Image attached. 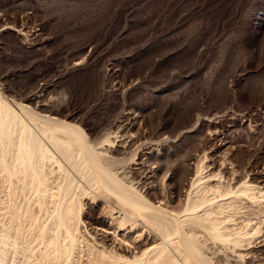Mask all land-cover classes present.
Here are the masks:
<instances>
[{
	"label": "rangeland",
	"instance_id": "rangeland-1",
	"mask_svg": "<svg viewBox=\"0 0 264 264\" xmlns=\"http://www.w3.org/2000/svg\"><path fill=\"white\" fill-rule=\"evenodd\" d=\"M0 99L41 148L0 139V264H264V0H0Z\"/></svg>",
	"mask_w": 264,
	"mask_h": 264
},
{
	"label": "bare ground",
	"instance_id": "bare-ground-1",
	"mask_svg": "<svg viewBox=\"0 0 264 264\" xmlns=\"http://www.w3.org/2000/svg\"><path fill=\"white\" fill-rule=\"evenodd\" d=\"M3 98V97H2ZM1 100V99H0ZM2 101V100H1ZM6 101V100H5ZM6 104V103H5ZM8 104V103H7ZM10 104V103H9ZM7 106V105H6ZM10 109V108H9ZM9 109H7V107H5V105H4V102L2 103V102H0V139H1V142L5 145V144H7V143H5V142H7V140H8V137H7V135L8 134H10L9 132H14L13 133V138H11L10 137V135H9V141H11V139H13V141H14V143H11V142H9L8 144H7V146H8V151H11V150H9V146H10V149H11V147L13 148V145L12 144H14V146H18V143L20 142V146H16L17 148H19V149H21V152L23 153V156H22V154H20L21 156L19 157V164H21L22 162H21V160H28L26 163H24V161H23V163H22V165L21 166H24L23 168H26V166H29L30 168L29 169H31L32 168V166L34 167V169H33V171H32V169H31V171H32V173L34 172L35 173V177H39L38 178V180H40V176H39V171H38V164L36 165V159H37V157H38V155L39 154H41V153H38V150H37V148L38 147H36L37 145L36 144H39V143H36V140L35 139H38V138H35L33 135L35 134H33V131H32V133L30 132V130H28L27 131V128H25V126L27 125H23L24 123L23 122H21V116L19 115V114H16V113H14L13 111L14 110H9ZM25 123H26V121H25ZM27 127V126H26ZM29 128V127H28ZM22 129V131L24 132V137H23V134L22 133H16V132H18V130L20 131ZM60 129V128H59ZM58 129V130H59ZM65 129V131H67L66 130V128H64ZM55 131V130H54ZM57 131V130H56ZM60 132L62 131V129H60L59 130ZM64 131V132H65ZM30 132V133H29ZM59 132V133H60ZM64 132H62V133H64ZM27 133H29V134H27ZM54 133V132H53ZM74 133V132H73ZM17 134H19V135H22V137L20 136V138H21V140L17 137ZM27 134V135H26ZM55 134V133H54ZM65 134V133H64ZM76 135V134H75ZM36 136V135H35ZM83 136V135H82ZM82 136H81V138H82ZM37 137V136H36ZM67 137V136H66ZM71 137H73V136H71ZM14 138H17L18 140V143L16 144L15 142H17V141H15L16 139H14ZM74 138H76V137H73V139ZM7 139V140H6ZM55 139V138H54ZM54 139H52L53 141H55ZM76 140V139H75ZM57 141H59V139H57ZM81 141H83L82 139H81ZM60 142V141H59ZM62 142V141H61ZM84 142V141H83ZM71 143V142H70ZM82 143V142H81ZM16 144V145H15ZM62 144H63V142H62ZM1 145V144H0ZM60 145H61V143H60ZM84 145H85V143H84ZM7 146H3L2 145V147H3V150H5L6 148L5 147H7ZM40 146V145H39ZM63 146V145H62ZM16 148V149H17ZM46 148V147H45ZM68 148V147H67ZM0 149H2V148H0ZM38 149H41L40 147L38 148ZM68 149H70V148H68ZM59 150V149H58ZM6 151V150H5ZM17 151H18V149H17ZM40 151V150H39ZM88 151V150H87ZM0 152H1V150H0ZM11 152H13V151H11ZM20 152V153H21ZM84 152V151H83ZM2 153V152H1ZM9 153V152H8ZM7 153V154H8ZM47 153V152H46ZM91 154V153H90ZM3 156H5V154L3 155ZM2 156V157H3ZM6 156H8V155H6ZM69 156V155H68ZM86 156V155H85ZM84 156V157H85ZM11 158L12 157H14V156H10ZM24 157V159H22ZM26 157H27V159H26ZM29 157V158H28ZM67 157V156H66ZM87 157V156H86ZM89 157H90V155H89ZM97 158H98V156H96ZM8 158L9 157H7L4 161H2L3 163H4V168L3 169H6L7 171L8 170H10V163H11V161L10 160H8ZM38 159H40V155H39V157H38ZM67 159V158H66ZM70 159V158H69ZM72 159V158H71ZM70 159V160H71ZM84 159V158H83ZM86 159V158H85ZM49 160V159H48ZM70 160H68V162L70 161ZM94 160H95V158H94ZM18 161V160H17ZM84 161H86V160H84ZM96 161V160H95ZM97 161H98V159H97ZM1 162V163H2ZM13 162V161H12ZM38 162H40V160L38 161ZM47 162V161H46ZM45 162V163H46ZM71 162V161H70ZM74 162V161H73ZM81 162V161H80ZM87 162V161H86ZM99 162H100V160H99ZM16 164H17V162H15ZM14 163V164H15ZM88 163V162H87ZM95 163V162H94ZM28 164V165H27ZM79 164H83V163H79ZM79 164H78V166H79ZM97 164H98V162H97ZM96 164V165H97ZM1 165V164H0ZM84 165V164H83ZM87 165V164H86ZM103 165V164H102ZM17 166H18V164H17ZM39 166H40V163H39ZM76 166V165H75ZM91 166V165H90ZM100 166V165H99ZM13 167H14V165H13ZM20 167V166H19ZM85 167V166H84ZM84 167H82V168H84ZM93 167V166H92ZM97 166H95L94 168H96ZM101 167V166H100ZM104 167V166H103ZM18 168V167H17ZM73 168V167H72ZM98 168V167H97ZM96 168V169H97ZM102 168V167H101ZM13 169H16V168H13ZM91 168H89V169H87V170H90ZM26 170V169H25ZM24 170V171H25ZM76 170H78L77 168L75 169V171ZM98 170V169H97ZM104 170V169H103ZM16 171V173H17V170H15ZM27 171H29V170H27ZM74 171V172H75ZM80 171V170H79ZM94 171V170H93ZM99 171H101V170H99ZM99 171H98V174H99ZM107 171V170H106ZM5 172V171H4ZM19 172V171H18ZM20 172H21V170H20ZM87 172V171H86ZM103 172V171H102ZM101 172V174H105V173H102ZM109 172V171H108ZM112 172V171H111ZM8 173H10L9 171H8ZM14 173V172H13ZM24 174H26L25 172H23ZM42 173H43V171H42ZM67 173H69V172H67ZM78 172H76V174H77ZM96 173V172H95ZM110 173V172H109ZM31 174V173H30ZM70 174V173H69ZM101 174H99V175H101ZM112 174V173H111ZM6 175V174H5ZM4 175V176H5ZM66 175V174H65ZM86 174L84 173V176H85ZM14 176V175H13ZM28 176V175H27ZM71 176V175H70ZM104 176H106V175H104ZM103 176V177H104ZM107 176H108V174H107ZM114 176V175H113ZM12 177V176H11ZM34 177V178H35ZM49 177V176H48ZM87 178H89L88 176H86ZM94 177V175H92V178ZM112 177V176H111ZM13 178V177H12ZM30 178V177H29ZM33 178V179H34ZM36 179V178H35ZM66 179V178H65ZM90 179V178H89ZM96 179V178H95ZM95 179L93 180V182L95 181ZM107 179V178H106ZM5 180V179H4ZM9 180V179H8ZM21 180V179H20ZM63 180V179H62ZM104 180H105V178H104ZM114 180V179H113ZM112 180V181H113ZM117 180H118V177H117ZM11 180H9V182H10ZM22 181H24V180H22ZM73 181V180H72ZM107 181V180H106ZM109 181V180H108ZM39 182V181H38ZM38 182H37V184H38ZM18 183V182H17ZM40 183H41V181H40ZM39 183V184H40ZM65 183H67V182H65ZM107 183V182H106ZM112 183V182H111ZM10 184V183H9ZM26 184V183H25ZM25 184H24V186H25ZM32 184H34V183H32ZM36 184V185H37ZM39 184H38V186H39ZM70 184H72L71 182L70 183H68L67 185L66 184H64V185H66V186H70ZM74 184V183H73ZM105 184V183H104ZM110 184V183H109ZM17 185V184H16ZM57 185H58V183H57ZM114 185H115V183H114ZM114 185H113V187H114ZM118 185V184H117ZM35 186V185H34ZM40 186H41V184H40ZM53 186V185H52ZM62 186V185H61ZM110 186H112V185H110ZM109 186V187H110ZM13 187V186H12ZM16 187H18V185L16 186ZM49 187V186H48ZM71 187V186H70ZM109 187H107V188H109ZM116 187H118V186H116L115 185V189H117ZM196 187V186H195ZM25 188V187H24ZM29 188V187H28ZM37 188H39V187H37ZM61 188V187H60ZM64 188V187H63ZM69 188V187H68ZM73 188V187H72ZM75 188V187H74ZM114 188L112 189V187H111V190H112V192H114ZM120 188V187H119ZM13 189V188H12ZM42 189V188H41ZM120 189H122V188H120ZM124 189H126V188H124ZM35 190H37V189H35ZM119 190V189H118ZM24 191V190H23ZM109 192H111L110 190H108ZM126 191H128V190H126ZM32 192V191H31ZM111 192V193H112ZM120 192H123V190L122 191H120ZM128 192H130V191H128ZM128 192H126V194H127V196H129V194H128ZM67 193H69V192H67ZM115 193V192H114ZM131 193V192H130ZM123 194L124 193H122V197H123ZM64 195V194H63ZM115 195H120V194H118L117 192L115 193ZM125 195V194H124ZM21 196V195H20ZM38 196H39V194H38ZM37 196V197H38ZM126 196V195H125ZM124 196V197H125ZM121 197V196H120ZM119 197V198H120ZM134 197V196H133ZM132 197V198H133ZM34 198V197H33ZM128 198V201H129V199L131 198V197H127ZM131 198V199H132ZM189 198H190V196H189ZM123 199V198H122ZM126 199V198H125ZM134 199H135V197H134ZM133 199V200H134ZM193 199V198H192ZM197 199V198H196ZM136 200H137V198H136ZM198 200V199H197ZM21 201V200H20ZM59 201V200H58ZM122 201V200H121ZM146 201V200H145ZM191 199H189V202H188V206H186V207H188L187 208V210H184V211H186L185 212V214H179V215H182V216H185V217H198L197 215L200 213H196V211H197V209H196V207L199 205V202H202L203 201V199L202 200H198V201H196L195 202V205L194 204H192L191 203ZM206 201H207V199H206ZM214 203V202H213ZM123 204H125V203H123ZM202 204V203H201ZM127 205H129V204H127ZM142 205V204H141ZM144 205V204H143ZM142 205V206H143ZM206 204H204V206H205ZM74 206V205H73ZM135 206V205H134ZM148 207H151L152 208V206H149V204L147 205ZM147 206H145V207H147ZM206 206H208V204L206 205ZM205 206V207H206ZM199 207V206H198ZM203 207V206H202ZM201 207V208H202ZM204 207V208H205ZM212 207V206H211ZM16 208V207H15ZM151 208L149 209V210H151ZM139 209H140V207H139ZM154 209V208H153ZM167 210V209H166ZM196 210V211H195ZM200 210V209H199ZM202 210V209H201ZM215 210V209H214ZM217 210V209H216ZM146 211H148L147 209H146ZM165 210H163V212H164ZM57 212V211H56ZM55 212V213H56ZM139 212V211H138ZM158 212H159V214H160V211L158 210ZM162 213V212H161ZM168 213V212H167ZM166 213V214H167ZM204 213V212H203ZM208 213V212H207ZM206 213V214H207ZM17 213H15V215H16ZM28 214V213H27ZM144 214V213H143ZM164 214H165V212H164ZM162 215V214H160L161 216L160 217H158V218H164V216L166 215ZM205 214V213H204ZM203 214V215H204ZM133 215V214H132ZM152 215V214H151ZM155 215V214H154ZM168 215V214H167ZM202 215V216H203ZM22 216V215H21ZM20 216V217H21ZM28 216V215H27ZM135 216V215H134ZM157 216H159L158 214H157ZM177 216V215H176ZM181 216V217H182ZM202 216H200V217H198V218H201ZM212 215H210V216H208V217H211ZM125 217V216H124ZM133 217V216H132ZM167 217V216H166ZM168 217H170V219L169 220H171V215L169 214V216ZM177 217H179V216H177ZM196 217H195V219H196ZM215 217V216H214ZM222 217V216H221ZM17 218H18V216H17ZM16 218V219H17ZM61 218V217H60ZM130 218V217H129ZM149 218V217H148ZM176 218V217H175ZM204 218V217H203ZM202 218V219H203ZM207 218V217H206ZM201 219V220H202ZM210 219V218H209ZM218 219V218H217ZM2 220V219H1ZM13 220V219H12ZM31 220V219H30ZM29 220V221H30ZM135 220V219H134ZM177 220H178V222L177 221H175V224H176V222L178 223L177 225H179L180 224V227L178 228V229H175L176 228V226H172V225H174V224H170L169 223V221L168 220H164L163 221V223H161V225H160V227H159V233L161 234V236L164 238V239H167V240H169V241H164V243L165 244H171V242H172V240L174 241V238L175 237H177V235L179 234L180 236H181V239H184V243H186V242H190L193 246H195V244H197L196 243V241H197V234H199L198 232H197V230L196 229H194V228H196V227H194V223H193V225H192V223H191V225L194 227H190V226H188V224H189V221H190V219L189 218H187V219H183L184 221H182V220H180V218H177ZM207 220V219H206ZM212 220V219H211ZM215 220V219H214ZM219 220V219H218ZM221 220V219H220ZM165 221H167V222H165ZM171 221H173V219L171 220ZM209 221V220H208ZM222 221V220H221ZM17 222H18V220H17ZM158 222H159V220H158ZM21 223V222H20ZM214 223V222H213ZM212 223V226H211V228L213 229V230H211V232H212V236L214 237V238H216L217 240L219 239V240H224V237L221 235V233H219V232H221L220 231V229L218 230V225L216 224V223H214L213 224ZM155 224V223H154ZM156 225V224H155ZM34 226H36V225H34ZM186 226H188V227H186ZM5 227V226H4ZM25 228V227H24ZM30 228V227H29ZM222 229H223V227H221ZM14 229V228H13ZM205 229V228H204ZM5 230V229H4ZM9 230V229H8ZM15 230V229H14ZM6 231V230H5ZM104 231V230H103ZM236 232V231H235ZM7 233H9L8 231L6 232V234ZM18 233V232H17ZM22 233V232H21ZM3 234H4V232H3ZM6 234L4 235V236H6ZM32 234V233H31ZM22 235V234H21ZM176 235V236H175ZM11 236V235H10ZM173 236H175L174 238H173ZM211 236V235H210ZM12 237H13V235H12ZM161 237V238H162ZM226 237V236H225ZM236 237V236H235ZM239 237V236H238ZM2 238H3V236H2ZM173 238V239H172ZM1 239V238H0ZM11 239V238H10ZM18 239H19V237H18ZM6 240H8V239H6ZM229 240V239H228ZM227 240V241H228ZM11 241V240H10ZM9 241V242H10ZM181 241V240H180ZM200 241V240H199ZM226 241V242H227ZM243 241V240H242ZM4 242H5V240H4ZM8 241H6V243H9ZM17 242H19V240L17 241ZM2 243V242H1ZM11 243V242H10ZM239 243V242H238ZM15 244V243H14ZM13 243H12V245L10 244L9 246H13L14 245ZM19 244V243H18ZM73 244V243H72ZM0 245H2V244H0ZM4 245V244H3ZM7 245V244H6ZM5 245V246H6ZM163 245V244H162ZM17 246V245H16ZM52 246V245H51ZM171 247L173 246V245H170ZM187 246V245H186ZM2 247H4V246H2ZM14 247V246H13ZM196 247V246H195ZM5 248V247H4ZM19 248V247H18ZM174 248V247H173ZM201 248V247H200ZM2 250V249H1ZM6 250V249H5ZM167 248H165V246H160V247H157V248H155L152 252H150V253H147V254H144L142 257H136L135 259H134V261L133 262H131L130 264H167L169 261H172V257L173 256H171V255H173V254H171L170 252V254H168L167 253ZM186 250V249H185ZM18 251V250H17ZM174 251V250H173ZM190 251V250H189ZM199 251V250H198ZM4 252V251H3ZM2 252V253H3ZM15 252V251H14ZM149 252V251H148ZM189 253V252H188ZM200 253V252H199ZM1 254V253H0ZM180 254V253H179ZM182 254V253H181ZM185 254V253H184ZM198 254V253H197ZM1 255H4V254H1ZM151 255H153V257L152 258H150L149 256H151ZM189 255V254H188ZM191 255V257H193L192 255L193 254H190ZM200 255V254H199ZM201 257H202V255H200ZM3 257V256H2ZM182 257V256H181ZM1 258V257H0ZM23 258V257H22ZM196 259H198L197 257H195ZM203 258V257H202ZM201 258V259H202ZM2 259V258H1ZM5 259V258H4ZM3 259V260H4ZM180 259V258H179ZM183 260H185V258L183 259ZM5 261V260H4ZM3 261V262H4ZM182 261V260H181ZM196 261H198V260H196ZM195 261V262H196ZM37 262V261H36ZM129 264V263H128ZM194 264V263H193Z\"/></svg>",
	"mask_w": 264,
	"mask_h": 264
}]
</instances>
